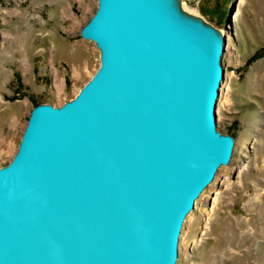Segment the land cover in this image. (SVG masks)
<instances>
[{
  "label": "water",
  "instance_id": "95a60500",
  "mask_svg": "<svg viewBox=\"0 0 264 264\" xmlns=\"http://www.w3.org/2000/svg\"><path fill=\"white\" fill-rule=\"evenodd\" d=\"M80 35L99 65L72 98L32 106L0 166V264H175L234 144L215 118L225 31L174 0H98Z\"/></svg>",
  "mask_w": 264,
  "mask_h": 264
},
{
  "label": "rangeland",
  "instance_id": "374dc122",
  "mask_svg": "<svg viewBox=\"0 0 264 264\" xmlns=\"http://www.w3.org/2000/svg\"><path fill=\"white\" fill-rule=\"evenodd\" d=\"M97 1L0 0V166L35 101L62 104L99 65L80 35ZM181 1L225 31L215 118L234 144L184 218L175 264H264V0Z\"/></svg>",
  "mask_w": 264,
  "mask_h": 264
},
{
  "label": "bare ground",
  "instance_id": "6f19581e",
  "mask_svg": "<svg viewBox=\"0 0 264 264\" xmlns=\"http://www.w3.org/2000/svg\"><path fill=\"white\" fill-rule=\"evenodd\" d=\"M174 5H175L176 9L181 13V15H183L185 18H187L191 21H194V22H197V21L203 22L204 18L202 16L188 10L187 7L185 6V3L182 2L181 0H174ZM221 33H222V30L218 29V34L221 35Z\"/></svg>",
  "mask_w": 264,
  "mask_h": 264
},
{
  "label": "trees",
  "instance_id": "16d2710c",
  "mask_svg": "<svg viewBox=\"0 0 264 264\" xmlns=\"http://www.w3.org/2000/svg\"><path fill=\"white\" fill-rule=\"evenodd\" d=\"M38 102H39V101L36 100V101H35V104L38 103ZM35 104H34V105H35Z\"/></svg>",
  "mask_w": 264,
  "mask_h": 264
}]
</instances>
